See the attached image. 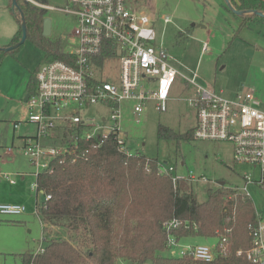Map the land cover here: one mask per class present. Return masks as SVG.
I'll return each instance as SVG.
<instances>
[{
	"label": "rangeland",
	"instance_id": "1",
	"mask_svg": "<svg viewBox=\"0 0 264 264\" xmlns=\"http://www.w3.org/2000/svg\"><path fill=\"white\" fill-rule=\"evenodd\" d=\"M135 11L152 17L155 44L167 48L170 64L177 70V79L171 91V100L165 112H157L152 103L137 118L130 105H121V136L131 153L153 158L166 167L175 169L174 175L193 174L197 183L190 191L198 202L206 201L209 191L221 187L241 188L243 173L257 179V171L248 166L236 165L232 149L227 143L206 140L158 139V126H166L184 133L195 124V112L187 99L193 87L184 85L182 77L192 78L201 87L222 91L226 98L236 93H251L259 109L264 110V20L251 23L238 30L241 19L232 13L223 0H126ZM64 0H45V5L63 7ZM10 0H0V48L8 44L19 30L12 13ZM170 18L169 23L163 17ZM45 17L51 21V33L46 37L59 44L62 52L74 48L75 19L56 10H47ZM45 61V52L26 39L14 54H5L0 62V175L8 174L16 181L9 191L0 193V201L23 205L25 212L13 218L0 215V264H21L19 254L35 252L39 244L45 246L42 222L35 205L44 201L42 193L35 194L37 169L23 153V137L34 136L35 125L27 122L28 109L23 98L31 75ZM119 61L105 60L103 79L117 81ZM104 106L91 107L89 118L107 117ZM138 120V121H137ZM18 125L17 128H14ZM10 149V150H9ZM18 175V177L16 176ZM202 178L208 182L202 181ZM249 200L264 221V191L252 183L247 186ZM0 204H3L0 202ZM18 221L15 225L3 221ZM52 237L66 238L65 230L52 227ZM217 239H185L182 245L217 246ZM173 255V253H171ZM165 251L164 257H171ZM173 258V257H171ZM176 257L175 259H177ZM117 264H131L121 262Z\"/></svg>",
	"mask_w": 264,
	"mask_h": 264
},
{
	"label": "built area",
	"instance_id": "2",
	"mask_svg": "<svg viewBox=\"0 0 264 264\" xmlns=\"http://www.w3.org/2000/svg\"><path fill=\"white\" fill-rule=\"evenodd\" d=\"M63 7L55 8L37 1L29 4L43 10H56L75 19L74 48L62 52L64 59L44 62L35 71V90L28 94L25 105L27 122L35 125L34 136L23 137V153L40 171L35 174L31 190L38 194L36 178L49 168L52 160L71 159L72 162L99 149L111 136L121 152L131 156L126 140L121 136V105H130L137 118L152 103L157 112H165L171 100L177 70L170 64L167 48L155 44L152 17L133 10L126 0H64ZM169 23L168 16L163 17ZM119 61L118 80L103 79L105 60ZM191 79L182 77L183 84L193 87L187 99L195 112L193 136L195 140L227 143L232 149L233 163L251 167L257 171V179L251 173H243L241 188H227L249 198L247 186L256 184L264 191V110L259 109L254 96L236 93L226 98L222 91L201 87ZM104 106L109 114L89 118L91 107ZM138 121V120H137ZM15 125L14 128H17ZM10 150V149H9ZM158 174L170 178L174 187L178 182L197 183L193 174L174 175L175 169L158 164ZM14 185L8 174L0 175V182ZM202 181L208 182L202 178ZM222 187V186H221ZM35 205L37 209L51 199ZM25 212L18 204H0V215L13 218ZM231 219V218H230ZM229 220V218H227ZM167 234L166 248L171 257H187L194 261L211 264L218 257H225L228 234L225 228L217 246L182 245L186 237H177L176 231L196 230L188 221L172 218L162 224ZM251 244L246 252L250 264H264V221L256 214V222L248 226ZM39 244L34 253L42 252ZM241 251L236 255L240 256Z\"/></svg>",
	"mask_w": 264,
	"mask_h": 264
},
{
	"label": "trees",
	"instance_id": "3",
	"mask_svg": "<svg viewBox=\"0 0 264 264\" xmlns=\"http://www.w3.org/2000/svg\"><path fill=\"white\" fill-rule=\"evenodd\" d=\"M39 1L45 4V0ZM229 1L237 11L264 13V0ZM17 2L24 16L26 39L44 50V62L64 59L59 44L42 36L46 11L23 0ZM239 18L238 30L264 20L252 14ZM16 20L19 30L2 48L20 40L19 18ZM18 49L0 50V62L5 54ZM34 90L33 74L27 93ZM193 132V127L178 133L159 125L157 135L179 143L194 139ZM49 164L36 178L38 192L51 196L45 208L37 209L46 244L40 253L18 255L21 264H203L187 257L163 256L167 234L162 224L172 218L197 226L196 230L176 231L178 238L213 239L223 229H231L225 257L211 264H250L246 259L251 244L248 226L256 222L255 210L249 198L224 185L209 191L206 201L198 202L190 191L192 184L178 182L174 187L170 178L158 174L156 159L121 152L114 136L74 162L64 159ZM52 227L65 230L67 237H52ZM237 251L242 254L237 256Z\"/></svg>",
	"mask_w": 264,
	"mask_h": 264
},
{
	"label": "water",
	"instance_id": "4",
	"mask_svg": "<svg viewBox=\"0 0 264 264\" xmlns=\"http://www.w3.org/2000/svg\"><path fill=\"white\" fill-rule=\"evenodd\" d=\"M226 7L232 12L234 13L235 15H237L238 17H241V16H244V15H247V14H252V15H255L257 17H260V18H264V13H261V12H258V11H249V10H243V11H237L234 9V7L232 6V4L230 3L229 0H223ZM10 4H11V11L12 13L14 14V16L17 18H19V22H20V29H21V38L20 40L12 45V46H9V47H6V48H0V50L4 51V52H8V51H11V50H14L18 47H20L24 41L26 40V25H25V21H24V16L18 6V2L17 0H10ZM46 11V10H44ZM51 33V21L49 18L47 17H44L43 18V21H42V36L43 37H48ZM28 96L29 95H25V98H24V102H26V100L28 99ZM221 186H223L224 184L223 183H220Z\"/></svg>",
	"mask_w": 264,
	"mask_h": 264
},
{
	"label": "crops",
	"instance_id": "5",
	"mask_svg": "<svg viewBox=\"0 0 264 264\" xmlns=\"http://www.w3.org/2000/svg\"><path fill=\"white\" fill-rule=\"evenodd\" d=\"M44 4V3H43ZM6 45V44H5ZM3 45V46H5ZM2 46V47H3ZM1 47V48H2ZM18 177V175H16ZM9 184V183H8ZM17 183H15L14 185H16ZM9 185H12V184H9ZM13 186V185H12ZM10 190V187L7 185V184H3L0 186V193H4L5 191H9ZM0 202H2L3 204H11V202H8V200H1ZM8 221H13V220H5L3 221L4 223H7V224H12V223H8ZM18 223V221H16ZM15 225V224H13ZM43 227V226H42ZM185 239H194V238H191V237H186ZM184 239V240H185ZM212 239V238H211ZM214 239V238H213ZM20 255V254H19Z\"/></svg>",
	"mask_w": 264,
	"mask_h": 264
},
{
	"label": "flooded vegetation",
	"instance_id": "6",
	"mask_svg": "<svg viewBox=\"0 0 264 264\" xmlns=\"http://www.w3.org/2000/svg\"><path fill=\"white\" fill-rule=\"evenodd\" d=\"M23 1H25V2H27V1H37V2H40L39 0H23ZM28 3V2H27ZM41 3V2H40ZM33 6V5H32ZM35 7V6H34ZM25 95H28V93H26ZM24 98H25V96H24ZM24 98H23V100H24Z\"/></svg>",
	"mask_w": 264,
	"mask_h": 264
}]
</instances>
